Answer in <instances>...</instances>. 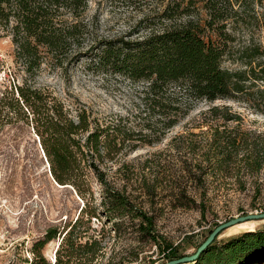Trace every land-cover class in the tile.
Masks as SVG:
<instances>
[{"label": "trees", "instance_id": "trees-1", "mask_svg": "<svg viewBox=\"0 0 264 264\" xmlns=\"http://www.w3.org/2000/svg\"><path fill=\"white\" fill-rule=\"evenodd\" d=\"M156 1L136 30L135 26L128 35L98 38L85 20L88 0H0V31L11 37L26 72H36L44 63L62 68L85 58L94 71L140 85L135 125L129 116L97 118L84 104L27 82L13 84L1 94L0 133L6 127H28L47 163L50 180L69 186L64 189L81 202L75 219L61 226L59 248L67 246L71 252L65 261L55 257L53 264H70L73 259L77 264H133L151 260L144 253L152 247L165 260L181 258L178 244L166 241L157 216L142 207L139 198L146 196L152 209L164 181L170 207L196 211L205 222L212 214L206 204L211 189L208 179L235 173L240 150L243 170L254 174L264 170V141L257 135H238L235 127L228 129L226 124L241 120L240 115L213 105L204 113L208 130L197 134L204 140L186 147L191 154L199 152L200 159L184 161L173 180L142 179L136 193L129 176L112 178V173L127 168L120 161L123 157L143 145L158 143L189 116L197 102L214 104L241 95L251 103L246 97L248 86L264 83V25L261 42L249 37L238 49L235 70L222 67L226 47L218 42L220 37L230 38L224 33L229 24L235 23V28L250 24L245 7L252 0ZM261 86L258 92L264 93ZM206 116L214 123L206 121ZM183 139V135L174 138L175 150ZM93 221L99 225L93 226ZM58 229H48L34 247L47 244ZM112 233L130 242L124 255L114 250L107 254ZM35 264L46 263L41 259ZM191 264H264V227L215 238Z\"/></svg>", "mask_w": 264, "mask_h": 264}, {"label": "rangeland", "instance_id": "rangeland-1", "mask_svg": "<svg viewBox=\"0 0 264 264\" xmlns=\"http://www.w3.org/2000/svg\"><path fill=\"white\" fill-rule=\"evenodd\" d=\"M156 2L88 0L85 20L90 24L93 35L98 38L128 35L133 27L136 26L134 30L137 29V23L142 17L157 6ZM245 10L249 15L250 24L235 28V23H231L224 30L230 38L218 39V42L226 47L222 62L225 69L235 70L239 65L235 63V57L238 55V49L249 37H252L255 43L262 40L264 0H252ZM25 82L37 87H47L58 97L84 104L97 118L109 120L117 116H129L133 125L139 122V119L134 117L138 112L134 105L137 102L136 91L140 85L118 75L94 71L88 66V60L85 58L62 68L44 63L38 71L26 72L22 62L15 55L11 37L0 31V97L2 93L10 91L13 84ZM263 85L264 83L258 82L255 86H248L246 97L251 99V103L246 102L245 97L241 95L238 99H225L214 104L197 102L189 116L168 130L158 143L143 145L123 157L120 161L124 162L127 168L121 173H112V178L129 176L131 188L135 189L136 193L140 191L138 183L142 179L146 178L147 181L157 176L159 181L165 177L173 180L171 178L176 176V171L184 161L189 163L191 160L200 159L199 152L191 154L186 147L192 142L199 143L204 140V137L197 134L208 130L210 124L203 123L204 113L213 105H223L228 108L229 114L240 115L241 120L226 124L228 129L235 127V133L238 135H257L259 140L264 141V93L258 92L260 86L264 89ZM205 119L213 122L207 116ZM192 133L196 136L191 135ZM179 135H183L184 139L177 142L181 144L179 149L175 150L171 143ZM243 156L244 152L240 150L236 155L235 173L231 176L208 179L211 189L206 197V204L212 214L205 222L200 220L196 211L172 209L164 181L161 184L163 187L155 195L152 209L147 204L146 196L139 198L140 205L157 216L160 233L167 242L174 246L178 244L177 248L182 256L192 254L194 247L207 231L214 229V224L250 213L264 212V170L259 174L246 172L241 164ZM116 167L117 164L114 165V170ZM47 170V163L28 127H6L0 133V264H35L41 263V259L46 264H53L55 257L59 261H65L71 252L67 246L59 248L61 226L75 219L81 202L68 189L53 183ZM114 170L112 172H115ZM136 180L138 182H135ZM240 184L245 185L243 190H240ZM92 225L98 226L99 222L93 221ZM263 227L264 220L238 224L223 231L218 239ZM50 228H59V232L57 231L56 236L44 246L34 247L38 241L44 239L46 231ZM108 243V255L113 250L118 255H124V248L128 247L130 242L119 239L112 233ZM149 255L151 260L146 258L133 264H148L149 261L152 264H163L168 261L162 258L155 247L144 253L145 257ZM70 264H77V261L73 259Z\"/></svg>", "mask_w": 264, "mask_h": 264}, {"label": "water", "instance_id": "water-1", "mask_svg": "<svg viewBox=\"0 0 264 264\" xmlns=\"http://www.w3.org/2000/svg\"><path fill=\"white\" fill-rule=\"evenodd\" d=\"M56 185L60 188H70L67 185L65 186L62 185L60 186L58 184ZM257 220H264V212L254 213V214L250 213L240 217L232 218L223 223H219L210 232V234L206 237V239L199 245V247L196 249V251L193 254L186 255L178 259H173L163 264H191L200 257V255L207 249V247L214 241V239L218 238L223 231L243 222L257 221Z\"/></svg>", "mask_w": 264, "mask_h": 264}, {"label": "bare ground", "instance_id": "bare-ground-1", "mask_svg": "<svg viewBox=\"0 0 264 264\" xmlns=\"http://www.w3.org/2000/svg\"><path fill=\"white\" fill-rule=\"evenodd\" d=\"M248 222H250V221H248ZM244 224H246V222H243ZM243 223H240V224H243ZM238 225V224H237ZM244 226H246V225H244ZM233 227V226H232ZM231 228V227H230Z\"/></svg>", "mask_w": 264, "mask_h": 264}]
</instances>
